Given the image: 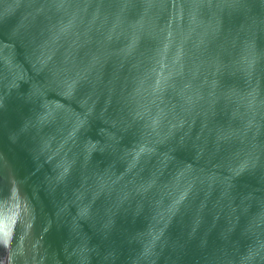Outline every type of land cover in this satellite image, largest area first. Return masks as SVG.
<instances>
[{"label": "water", "instance_id": "water-1", "mask_svg": "<svg viewBox=\"0 0 264 264\" xmlns=\"http://www.w3.org/2000/svg\"><path fill=\"white\" fill-rule=\"evenodd\" d=\"M0 264H264V0H0Z\"/></svg>", "mask_w": 264, "mask_h": 264}]
</instances>
